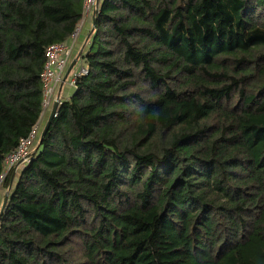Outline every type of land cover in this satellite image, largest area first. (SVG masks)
I'll list each match as a JSON object with an SVG mask.
<instances>
[{"label": "trees", "instance_id": "trees-1", "mask_svg": "<svg viewBox=\"0 0 264 264\" xmlns=\"http://www.w3.org/2000/svg\"><path fill=\"white\" fill-rule=\"evenodd\" d=\"M82 17L0 0V179ZM94 19L87 73L2 181L0 264H264V0H101Z\"/></svg>", "mask_w": 264, "mask_h": 264}, {"label": "built area", "instance_id": "built-area-1", "mask_svg": "<svg viewBox=\"0 0 264 264\" xmlns=\"http://www.w3.org/2000/svg\"><path fill=\"white\" fill-rule=\"evenodd\" d=\"M100 1L101 0H83V17L77 24L76 31L70 36L68 40L62 43L52 44L46 49V62L42 72L44 96L43 114L41 118H43L47 110L52 107L55 100H58L60 105L62 101L70 95L71 90L75 88L76 78L78 76L87 73L86 67L84 65H81L77 69L73 68L66 81H64L65 74L74 59L73 56L75 54L74 52L76 50L78 41L77 37L79 36L78 33L81 24L85 17L90 15L92 12L93 15H95V11L96 9H98ZM80 58L82 57H79L78 60ZM66 84H68L72 88H70V90H64L63 86ZM56 90L57 93L55 95ZM40 120L30 133V135L22 140L21 144L14 152L10 153L7 156V171L0 179V189L2 186V181L4 177H6V174L10 170H14L16 172L19 168L21 169L22 165H26L31 161L32 156L37 151L40 145V139L38 136L40 126L39 124H41Z\"/></svg>", "mask_w": 264, "mask_h": 264}, {"label": "crops", "instance_id": "crops-1", "mask_svg": "<svg viewBox=\"0 0 264 264\" xmlns=\"http://www.w3.org/2000/svg\"><path fill=\"white\" fill-rule=\"evenodd\" d=\"M93 17H94V15H93V12H92L90 15L85 17V19L83 20V22L81 24V27H80V30H79V33H78L79 36L77 37L78 38V41H77V46L78 47H82L85 44L87 38H89L88 36L90 35V31H91V29L93 27ZM50 111H51V108H49L47 110V112L45 113L44 116H46L47 113L50 114ZM42 120L43 119L41 118V120H40L41 121V125H43V123L48 121V120L47 121H42ZM7 190H8V188L4 187V190H2V192L0 193V210H1V207H2L1 205L3 203V200H4V197H5V194H6Z\"/></svg>", "mask_w": 264, "mask_h": 264}, {"label": "water", "instance_id": "water-1", "mask_svg": "<svg viewBox=\"0 0 264 264\" xmlns=\"http://www.w3.org/2000/svg\"><path fill=\"white\" fill-rule=\"evenodd\" d=\"M94 28H95V19L93 18V27H92V29H91V33H90V35L93 33ZM90 35H89V38H91ZM82 53H83V52H82ZM78 58H79V57H78ZM78 58H74V60L71 62L70 66H69V68H68V71H67L66 74H65L64 81H66V79H67L68 75L70 74V72L73 70V68H75V65H76V63H77ZM58 108H59V101H58V100H57V101L55 100V101H54V104H53L52 107H51V111H50L49 117H48V119H47L48 121L45 123V125H44V129L42 130L41 138L44 137V135H45L46 132L48 131L49 125H50L51 121H53V118H54V116H55V114H56ZM14 175H15V174H13V176H12L11 183H12V181H13ZM10 187H11V186H10ZM10 187H9V189H10ZM9 189L7 190V192H6V194H5V197H4V200H3V203H2V207H1V210H0V215H1V213L3 212V210H4L5 206H6L5 203H7V201H8V197H9Z\"/></svg>", "mask_w": 264, "mask_h": 264}, {"label": "rangeland", "instance_id": "rangeland-1", "mask_svg": "<svg viewBox=\"0 0 264 264\" xmlns=\"http://www.w3.org/2000/svg\"><path fill=\"white\" fill-rule=\"evenodd\" d=\"M94 18V17H93ZM90 33H91V31H90ZM92 35V34H91ZM91 35H90V37H91ZM89 37V36H88ZM90 42V38H87V40H86V42H85V44L82 46V47H78V46H76V50H75V54H74V58H78V57H82V52L86 49V45L88 44ZM77 56V57H76ZM74 60V59H73ZM81 65H84V61L82 60V58H80L79 59V61L76 63V65H75V69H77L79 66H81ZM74 69V70H75ZM63 88H64V90H70V88H72V87H70L68 84H66V85H64L63 86ZM72 91V90H71ZM56 93H57V90H56V92H55V95H56ZM48 117H49V113H47V115L46 116H44L42 119V121H47V119H48ZM46 123V122H45ZM45 123H43V125H41V124H39L38 126H39V134H38V136H39V139H40V136H41V133H42V130L44 129V125H45ZM24 165H22V167H23ZM20 171V170H19ZM15 173V172H14ZM18 171L16 172V174H15V176H16V178H17V176H18ZM15 181H13V183H14ZM2 190H4V186L2 185L1 186V189H0V193L2 192Z\"/></svg>", "mask_w": 264, "mask_h": 264}]
</instances>
